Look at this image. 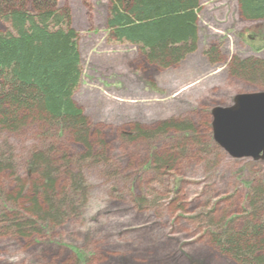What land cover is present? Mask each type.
<instances>
[{"label": "rangeland", "instance_id": "1", "mask_svg": "<svg viewBox=\"0 0 264 264\" xmlns=\"http://www.w3.org/2000/svg\"><path fill=\"white\" fill-rule=\"evenodd\" d=\"M110 1H54L69 10L77 32L82 75L74 100L91 125L98 156L70 166L81 190L61 173L56 189L68 207L56 219L33 215L35 224L24 234L14 220L32 216L28 198L37 176L27 170L30 154L52 147L58 160L63 152L78 159L86 150L66 134L44 132L41 122L29 119L17 133L0 125V264H237L210 237L230 218L242 224L264 163L232 158L218 147L211 110L263 90L259 80L233 72L232 58L262 55L249 43L257 35L264 40V21L242 18L236 0H200L195 50L159 67L109 34ZM6 27L0 17V31ZM166 120L187 123L195 142L181 146L170 129L149 139L126 137L136 124L150 130ZM171 152L177 153L172 169L155 166L149 156Z\"/></svg>", "mask_w": 264, "mask_h": 264}, {"label": "trees", "instance_id": "2", "mask_svg": "<svg viewBox=\"0 0 264 264\" xmlns=\"http://www.w3.org/2000/svg\"><path fill=\"white\" fill-rule=\"evenodd\" d=\"M27 1L13 4L2 0L5 5H0V17L7 24L0 31V125L17 133L29 119L41 122L44 132L60 138L65 134L70 136L73 142L84 146L86 154L70 159L63 152L58 154L61 157L58 160L52 147L30 154L27 170L37 178L28 198L31 219L27 216L25 221L14 220L21 234L31 231L35 224L33 215L45 221L61 216L68 199L56 189L57 179L66 173L71 177L70 185L81 190L79 176L70 166L79 159L98 156L92 151L91 125L74 100L82 66L70 12L55 5V0ZM236 1L242 18L264 21V0ZM200 7V0H111L106 25L116 41L134 45L150 62L166 67L195 50ZM262 38L257 35V40L249 43L262 55L257 59L232 58V68L237 76L254 84L259 80L264 91ZM167 129L179 134L181 146L187 141L195 142V134L189 133L191 127L176 120L163 121L150 130L136 124L132 136L126 137L149 139L167 133ZM176 155L171 152L162 157L154 153L149 156L155 166L172 169ZM247 204L248 212L244 213L242 224L238 226L235 218L220 223L210 242L237 264H264V175L258 186L249 189ZM9 221L13 219L5 221L10 226ZM77 257L79 261L82 259L78 254Z\"/></svg>", "mask_w": 264, "mask_h": 264}, {"label": "water", "instance_id": "3", "mask_svg": "<svg viewBox=\"0 0 264 264\" xmlns=\"http://www.w3.org/2000/svg\"><path fill=\"white\" fill-rule=\"evenodd\" d=\"M211 116L212 139L230 157L264 162V91L237 94Z\"/></svg>", "mask_w": 264, "mask_h": 264}]
</instances>
